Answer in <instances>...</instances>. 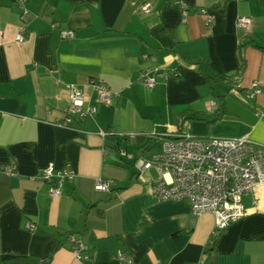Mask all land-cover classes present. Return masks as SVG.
Here are the masks:
<instances>
[{
  "label": "crops",
  "instance_id": "crops-1",
  "mask_svg": "<svg viewBox=\"0 0 264 264\" xmlns=\"http://www.w3.org/2000/svg\"><path fill=\"white\" fill-rule=\"evenodd\" d=\"M24 7L21 17L16 0H0V264H120L117 251L134 264H264V184L245 198L247 213L210 242V213L158 201L157 173L138 176L134 167L160 151L161 137L179 132L264 146V0H25ZM238 16L251 18L247 30L236 26ZM62 29L75 36L60 38ZM146 69L151 89L139 77ZM93 80L108 86L109 103L95 102ZM252 82L261 93L248 99ZM71 85L96 112L63 125ZM50 163L74 172L57 197L38 178ZM98 178L111 182L107 192L94 189ZM73 235L90 261L72 252Z\"/></svg>",
  "mask_w": 264,
  "mask_h": 264
},
{
  "label": "built area",
  "instance_id": "built-area-1",
  "mask_svg": "<svg viewBox=\"0 0 264 264\" xmlns=\"http://www.w3.org/2000/svg\"><path fill=\"white\" fill-rule=\"evenodd\" d=\"M16 2L21 10V17L25 16V0ZM140 10L148 12L149 4H142ZM251 21L248 16H238L236 26L247 30ZM210 22L207 18L206 23ZM59 35L62 39H72L75 33L73 30L62 29ZM15 40L22 41L23 32H18ZM139 77L148 89L155 85L154 77L148 69L141 71ZM224 82L226 83V80ZM90 84L96 92L95 102L109 103L112 92L108 86L102 80H93ZM260 93L261 88L257 82H252L245 90L248 99ZM68 101L63 125L70 124L73 118L83 121L96 112L95 106L87 104L85 94L75 86L69 87ZM209 109L215 111L216 103H211ZM99 134L102 137L108 135L104 131H99ZM151 136L153 135L145 137ZM160 141L159 152L147 159H136L134 167L138 176L150 169L157 173L152 191L158 201H185L193 214L210 213L213 216V228L210 233L212 242L222 230L247 213L244 207L245 198L254 192L258 184H264V146L251 142L245 136L194 137L182 132L165 135ZM5 172L13 174L12 167L5 169ZM73 176L74 172L69 167L56 170L51 163L38 174L41 181L49 184V193L55 197L60 195L62 183L72 180ZM110 186L109 180L98 178L94 189L107 192ZM253 203L255 204V200ZM25 228L32 230L33 224L26 223ZM70 240L72 252L84 261H90L82 239L73 235ZM114 257L120 264H134L132 256L126 252L117 251Z\"/></svg>",
  "mask_w": 264,
  "mask_h": 264
},
{
  "label": "trees",
  "instance_id": "trees-1",
  "mask_svg": "<svg viewBox=\"0 0 264 264\" xmlns=\"http://www.w3.org/2000/svg\"><path fill=\"white\" fill-rule=\"evenodd\" d=\"M241 68L242 67H240V69L234 74V76H238V75H240V73H241ZM223 79L224 81L226 80V82H227V79H230V76H222V77H219V79ZM208 79H209V81L210 82H213L215 79H216V77H208ZM218 79V80H219ZM221 98L223 97V96H220ZM220 98V99H221ZM217 117H218V115H216V119H217ZM110 139L111 140H113V138L112 137H110ZM214 242V241H213ZM18 261H22V262H26L27 264H34V263H32V262H30L29 260H25V259H23V258H15V259H11V260H8L7 261V264H15V263H17ZM35 264H45V261H40L39 263H35Z\"/></svg>",
  "mask_w": 264,
  "mask_h": 264
}]
</instances>
